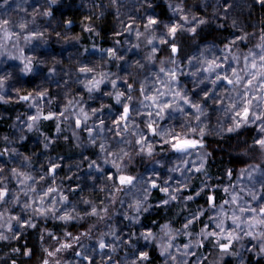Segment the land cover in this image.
Wrapping results in <instances>:
<instances>
[{
    "label": "trees",
    "instance_id": "obj_1",
    "mask_svg": "<svg viewBox=\"0 0 264 264\" xmlns=\"http://www.w3.org/2000/svg\"><path fill=\"white\" fill-rule=\"evenodd\" d=\"M151 19L157 23L149 24ZM5 20L10 38L0 27V189L6 186L9 196L0 203V235L7 237L0 239V264H264V225L258 223L264 219V151L257 143L264 138V120L245 124L235 114L240 105L233 108L232 102L240 98L230 85L215 86L223 99L214 103L204 101L202 92L213 85L194 83L208 75L203 68L213 58L241 75L245 68L259 69L264 4L0 0V22ZM174 25L183 27L173 38L168 29ZM162 67L176 70L175 91L187 92L206 112L200 117L204 148L183 158L164 143L170 137L153 136L148 128L154 118L148 113L157 109L141 90L168 92L161 80L171 77ZM119 93L124 95L118 104ZM250 93L241 100L245 106L249 98L253 105V97L264 98V89ZM124 104L128 121L117 123ZM183 107L184 113L155 117L153 128L183 135L185 126L195 127L194 111ZM255 112L264 114V99ZM37 113L41 119L31 120ZM142 139L151 142L152 155L146 147L141 151ZM121 175L132 183L120 184ZM241 205L256 211H240ZM235 217L253 225L245 228L251 236L233 241L225 252L216 241L228 243L222 237L234 228ZM221 221L225 233L216 227ZM209 232L218 235L205 238Z\"/></svg>",
    "mask_w": 264,
    "mask_h": 264
},
{
    "label": "snow or ice",
    "instance_id": "obj_2",
    "mask_svg": "<svg viewBox=\"0 0 264 264\" xmlns=\"http://www.w3.org/2000/svg\"><path fill=\"white\" fill-rule=\"evenodd\" d=\"M52 2L54 3L55 0H52ZM257 2L264 4V0H257ZM5 3H7V0H5ZM157 21L155 19H151L149 20V24H156ZM199 23H204V21H199ZM8 24V21H3L0 22V27L3 28L4 33H5V39H9L10 37L8 36V28L6 27V25ZM24 25H20V28L23 29ZM178 27H183V26H171L169 27L168 31L169 34L173 36H175V33L177 32V28ZM190 31H195V28H191L189 29ZM241 40L244 39V37L240 38ZM163 42L167 43V39H165ZM149 43H152V41H149ZM233 43H235V41H233ZM171 46V51L173 54H175L178 49L175 45H170ZM155 50V49H154ZM234 59H238L235 58ZM247 57L245 58V61H247ZM260 60H261V64L259 65V69L257 71H250L247 68H245L243 70L244 74L241 75L240 72H238L234 67H232L231 64H229L227 67H225L224 63L222 60H217L215 58H213L212 60L207 61V66L203 68V72L207 73V76H204L203 79L195 81V84H199V83H203L204 80H208L209 83H211L213 85V89L211 92L206 91V90H202L203 92V100L204 101H209L211 100L212 102H217V100H222L223 97H218L216 95V85L220 84V83H224L227 85L231 86L230 91H234L236 92V96L239 97L240 99H233L232 102V107L236 108V106L239 104L240 107L237 108L236 111V115L240 116L241 119L243 120V122L245 124L250 123L252 120L254 119H262L264 120V114H259L255 112L256 108L260 107V100L264 99L262 97H253L254 99H256L257 103L255 105L252 104V98L247 99V106H245L243 103H241V100H243L246 96H250V90L251 89H264V54H262L260 56ZM174 62V61H173ZM224 68L225 71L223 72V74L219 71H217V69H221ZM252 68H257V65L255 62H252ZM24 71H31V69L28 67V65H25ZM81 72H91L92 69H85V68H81L80 69ZM160 72L161 73H165V75H168L171 77V79L165 83L163 80H161L162 84H165V87L168 88V92L165 93L163 91H160L159 89L156 90V95H146V90L142 89L141 93L145 95V100L151 101L152 102V107H155L157 109V111L155 113H148L149 116H153L154 118L150 121H148V128L152 130V135L153 136H160L161 138H163L164 136H168L170 137V139H166L164 140L165 144L170 145L171 150L174 153L179 154L180 158H183L185 155H190L192 152L198 150V149H203L204 148V136H205V131L204 128L201 127V124H203L204 122L200 120L201 116L206 115L205 109L202 107L201 103L197 100H194L192 98H190L189 94L187 92H182V91H175V87L178 85L179 81L177 80V75H176V70L172 69V70H168L166 71L163 67L160 68ZM214 74V75H213ZM191 75H196V73H192ZM244 76H248L250 77V79H244ZM259 77V79H258ZM253 81H256V83H253ZM99 81H96V84L94 85V87H98L99 85ZM113 83V87H115V81L112 82ZM129 89L131 88V85L128 86ZM93 90V88H88V91L91 92ZM124 93H119L116 95L115 99L116 102L119 104L121 103V96H123ZM169 97H171V100L169 99ZM21 100L27 101L29 100L28 96H23L20 97ZM128 99H131V96H128ZM145 107H147L148 105H144ZM183 106H187L188 108L192 109L195 113V119L197 120V125L195 127L191 126V125H187L185 126L184 129V134L181 135L180 133L176 132L175 129H167V128H153L154 124H158V120L155 119V117H159V119H164L165 118V114H167L169 117H171V113L175 112V111H179L181 113H184V107ZM123 107V113L121 115L120 121H118L117 123H120L121 121L124 123H127L128 121V117H129V107L124 104L122 105ZM83 111V110H81ZM136 111H139V109H136ZM252 111L253 115L252 117L249 116V112ZM44 120H49V119H53L54 117L52 115H44L42 117ZM31 120L33 121H38L39 119H41V116L39 113H37L36 115H33L30 117ZM77 124L79 125V121H77ZM239 123L237 124V127H239ZM29 128L32 127L31 124L28 125ZM235 128L232 129H228V131H234ZM260 131L264 132V125H262L260 127ZM196 134V136H198L199 138H193L192 134ZM117 135H119V132H117ZM145 139L147 137V134H142ZM138 143H140L142 145L141 147V151L144 150V148H148V155H152V150H151V142H148L147 144H145V141L142 139L140 141H138ZM257 143L259 144L260 148L262 151H264V138H260L258 139ZM0 155H2V153H0ZM200 169L198 168L197 171H199ZM0 171H2V169H0ZM51 171L53 172V174L55 173V169H51ZM248 171V170H245ZM133 181V178L130 176H123L121 175L119 177V182L122 185H130ZM153 187H157V185L154 183ZM163 191L167 192V189H162ZM49 191H55V189H49ZM225 191H227V189H225ZM197 195H199V193H197ZM9 196V192L7 190V187L4 186L3 189H0V203L5 202L6 197ZM193 197L189 196L188 199H192ZM209 201L211 202V206L213 208L216 207L214 198L212 196L208 197ZM253 199H256V196L253 195ZM64 200H67V197H64ZM236 197L233 196L231 203H236ZM165 203H167V201H165ZM229 201L225 200L224 204H228ZM222 207V206H221ZM240 211H252L255 212V209H251V208H246L243 205L240 206ZM92 214L95 215L96 214V209L93 208L92 209ZM259 216L264 217V208H260L259 209ZM61 219L67 220L69 219V217L67 216H62L60 217ZM240 220L239 217H235L234 219H232V224L234 225V228H232L231 230H228L226 232V234L223 235V239L228 241V243L225 244H221L220 240L217 239L216 244L217 246L225 251L228 252L231 243L233 241H238L240 239H242V237L244 235H249L251 236L250 232L245 231L246 227H253L252 224L248 223L247 220L244 221V223H239L238 221ZM22 223L21 221H18V224ZM258 223L261 225H264V219H260L258 220ZM29 227H34V225L29 222L28 223ZM187 227V225H185ZM216 227L220 229L221 233H225V228L223 227V222H218L216 224ZM218 235L217 233H213V232H209L206 234L207 236H216ZM0 239H7V237H4L2 235H0ZM75 239H79V237H76ZM62 248H68L70 247L69 244H63L61 245ZM99 247L101 249H103L105 247V245L103 243H100ZM262 251H264V247H262L261 249ZM56 251H60V248H57ZM30 254V253H27ZM55 253L53 252H49L48 255L52 256ZM43 264H48V261L45 260L43 262Z\"/></svg>",
    "mask_w": 264,
    "mask_h": 264
}]
</instances>
